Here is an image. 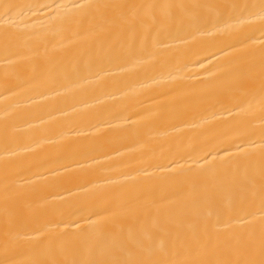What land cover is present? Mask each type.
Returning a JSON list of instances; mask_svg holds the SVG:
<instances>
[{"label":"bare ground","instance_id":"obj_1","mask_svg":"<svg viewBox=\"0 0 264 264\" xmlns=\"http://www.w3.org/2000/svg\"><path fill=\"white\" fill-rule=\"evenodd\" d=\"M0 264H264V0H0Z\"/></svg>","mask_w":264,"mask_h":264}]
</instances>
